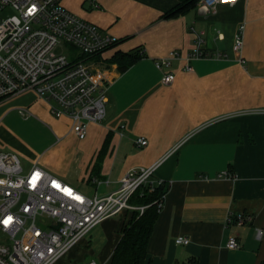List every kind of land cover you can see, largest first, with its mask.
Segmentation results:
<instances>
[{
	"label": "crops",
	"instance_id": "crops-1",
	"mask_svg": "<svg viewBox=\"0 0 264 264\" xmlns=\"http://www.w3.org/2000/svg\"><path fill=\"white\" fill-rule=\"evenodd\" d=\"M63 4L119 40L88 59L109 81L105 117L91 122L80 139L70 131L71 118L55 116L28 89L1 102L33 114L1 118L2 149L25 156L24 170L37 164L88 195L114 191L131 168L160 161L155 177L168 190L149 240L148 264H264V236L257 234L264 230V0L218 4L215 10L201 0ZM171 11L176 13L165 15ZM241 24L244 45L238 52L234 42ZM198 48L207 55L188 59ZM173 50L180 56L158 68L156 60ZM130 60L121 68V61ZM165 71L175 73L171 83L163 82ZM0 112L5 115L6 108ZM31 121L44 125V141ZM63 122L68 130L60 127ZM139 137L147 144H139ZM243 213L253 218L229 222L231 214ZM126 218L125 212L101 224L113 240L112 253ZM232 235L237 248L227 246ZM180 236L190 242L177 243Z\"/></svg>",
	"mask_w": 264,
	"mask_h": 264
},
{
	"label": "built area",
	"instance_id": "built-area-1",
	"mask_svg": "<svg viewBox=\"0 0 264 264\" xmlns=\"http://www.w3.org/2000/svg\"><path fill=\"white\" fill-rule=\"evenodd\" d=\"M237 1L201 3L215 10L218 4ZM9 7L16 12L2 16ZM244 31L245 24H241L235 34L238 52L244 45ZM118 41L109 31L68 9L63 0H0V102L34 89L55 116L71 118L72 133L85 138L90 123L105 117L109 87L108 79L95 72L88 59ZM206 55L198 48L187 58ZM179 56L173 50L157 59L156 66L167 67ZM185 68L192 66L187 63ZM175 76L173 71H165L163 82L171 83ZM19 113L30 115L25 108H19ZM137 142L145 145L147 139L139 137ZM159 164L133 167L122 176L118 189L88 195L37 164L24 170L17 154L0 149V264H61L105 220L133 210L142 214L150 204H134L132 196L145 185L153 190L164 182L155 177ZM94 182L102 183L97 177ZM165 196L154 201L160 209ZM252 218L247 213L231 214L229 222L244 224ZM257 234L263 237L264 230L259 228ZM176 242L188 244L190 238L180 236ZM227 246H240L236 235L229 237ZM69 264L101 262L89 258Z\"/></svg>",
	"mask_w": 264,
	"mask_h": 264
},
{
	"label": "trees",
	"instance_id": "trees-1",
	"mask_svg": "<svg viewBox=\"0 0 264 264\" xmlns=\"http://www.w3.org/2000/svg\"><path fill=\"white\" fill-rule=\"evenodd\" d=\"M175 11H178V8L175 9ZM174 13L176 12L171 11L165 15L170 16ZM117 59H119V57ZM123 62L124 61H121V68H126L133 60L126 61L125 64H122ZM107 146L108 140L104 142L103 147L99 151L97 161V165L99 166ZM149 186L150 185H145L133 194L131 199L132 203L137 205H150L142 214L139 210L126 212L129 221L122 228V234L113 249L110 264H148L149 240L161 210L158 207V203L154 201L166 194L168 190L166 181L157 184L153 190H151Z\"/></svg>",
	"mask_w": 264,
	"mask_h": 264
},
{
	"label": "rangeland",
	"instance_id": "rangeland-1",
	"mask_svg": "<svg viewBox=\"0 0 264 264\" xmlns=\"http://www.w3.org/2000/svg\"><path fill=\"white\" fill-rule=\"evenodd\" d=\"M15 12H16L15 9L9 7L7 9L3 10L1 12L2 13L1 15L2 16H8L9 14H13ZM66 51H69L67 47H66ZM1 102H3V101H1ZM1 102H0V111L3 110L4 108H6V112H5V115H3V116L0 112V120H1V118L5 117L6 114H8L10 112H12V113H10L7 116L8 119H12L14 116L19 115L18 110H15V108L12 109L10 102H4V103H1ZM13 111H15V112H13ZM32 115L30 113L29 116H32ZM34 116L37 119L41 120L42 122L48 123L47 121H45V119L42 116L35 114V113H34ZM2 123H4V122H2ZM68 126H69V124L64 123V122L60 124L61 128H66L67 130H68ZM30 128L32 129V131L35 134H37L39 139H42V135L44 136L42 141H44V139H46L45 134L47 131H46L44 125H39L37 122L31 121ZM2 141H3V139L1 138V130H0V149H2V146H3ZM4 143H6V141ZM30 143L33 144L34 142H30ZM21 158H22L21 159L22 164L26 166L29 161L27 160V158L25 156H21ZM128 221H129V219L126 218L123 221L124 222L123 226L125 224H127ZM101 224H99L97 227H95L84 240H82L74 249H72L70 251V253L67 255L66 259L64 258V261L63 262L61 261L60 263L61 264H69V262H71L72 259H78V258L79 259H86L92 255H97L98 259L101 261L102 264H108V258L112 253L113 240L110 237L106 236L107 233H106V231H103V229H102L103 224L102 225Z\"/></svg>",
	"mask_w": 264,
	"mask_h": 264
},
{
	"label": "snow or ice",
	"instance_id": "snow-or-ice-1",
	"mask_svg": "<svg viewBox=\"0 0 264 264\" xmlns=\"http://www.w3.org/2000/svg\"><path fill=\"white\" fill-rule=\"evenodd\" d=\"M32 11H34V8H32V9H29V13H31Z\"/></svg>",
	"mask_w": 264,
	"mask_h": 264
}]
</instances>
